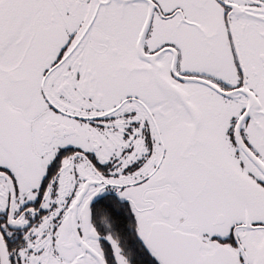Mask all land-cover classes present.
<instances>
[{"label":"snow or ice","instance_id":"6c2138e0","mask_svg":"<svg viewBox=\"0 0 264 264\" xmlns=\"http://www.w3.org/2000/svg\"><path fill=\"white\" fill-rule=\"evenodd\" d=\"M0 264H264V0H0Z\"/></svg>","mask_w":264,"mask_h":264}]
</instances>
